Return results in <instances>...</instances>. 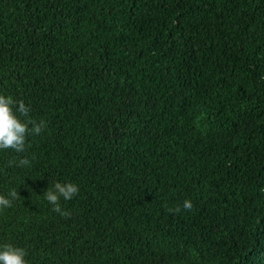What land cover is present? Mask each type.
<instances>
[{"label":"trees","instance_id":"obj_1","mask_svg":"<svg viewBox=\"0 0 264 264\" xmlns=\"http://www.w3.org/2000/svg\"><path fill=\"white\" fill-rule=\"evenodd\" d=\"M0 93L45 125L0 151L30 264H264V0H0Z\"/></svg>","mask_w":264,"mask_h":264},{"label":"clouds","instance_id":"obj_2","mask_svg":"<svg viewBox=\"0 0 264 264\" xmlns=\"http://www.w3.org/2000/svg\"><path fill=\"white\" fill-rule=\"evenodd\" d=\"M31 108L24 101H19L4 93H0V151L11 149L15 153H24L29 147L28 137L40 134L45 125L43 122L35 124L29 118ZM30 125H32L30 127ZM8 166L26 168L31 166V160L27 157L18 161L13 159L8 161ZM80 192L78 184L73 182H57L53 188H48L44 192V198L53 206V210L66 215L61 207L62 201H69ZM20 198V193L16 188H9L8 191L0 192V215L13 208ZM190 210L193 204L190 200H185L182 206ZM181 211L180 207L175 209ZM29 253L23 248L9 242H0V264H30Z\"/></svg>","mask_w":264,"mask_h":264}]
</instances>
